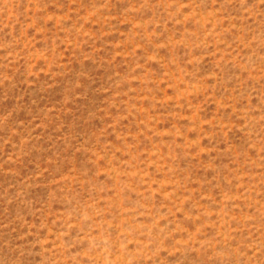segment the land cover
Instances as JSON below:
<instances>
[{"label": "rangeland", "instance_id": "obj_1", "mask_svg": "<svg viewBox=\"0 0 264 264\" xmlns=\"http://www.w3.org/2000/svg\"><path fill=\"white\" fill-rule=\"evenodd\" d=\"M0 264H264V0H0Z\"/></svg>", "mask_w": 264, "mask_h": 264}]
</instances>
